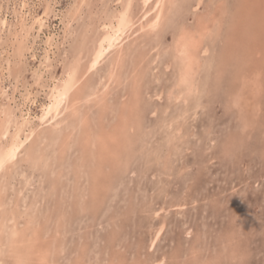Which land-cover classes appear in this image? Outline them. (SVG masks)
<instances>
[{
  "label": "rangeland",
  "instance_id": "1",
  "mask_svg": "<svg viewBox=\"0 0 264 264\" xmlns=\"http://www.w3.org/2000/svg\"><path fill=\"white\" fill-rule=\"evenodd\" d=\"M140 1L142 0H134L133 13L135 14L139 13L138 10H142ZM225 1H227L226 10L229 9V11L222 15L224 20L222 19L223 23H220L221 28H219L218 34H214L211 38L208 36L204 41V47L200 50L201 62H203L197 75L198 83L200 81L199 92L194 94V97L192 96L186 101L183 99L177 101L171 95L178 75V66L175 67L177 64H174L176 62L173 59L174 48L172 45H174V39L182 25L194 27L198 24V17L204 16L208 10L219 15L216 7L219 0H203L200 6H197V0H181L182 4H179L171 12L163 30L158 36L155 34L154 37L153 35L141 36L140 33L135 35L140 15L138 20L136 19L138 21L136 30L131 31V36L128 37V40L126 39L125 45L130 44V46H124V49H128L129 53L127 50L126 55H128L123 62V64L126 62V65L121 64L115 84L111 82L112 85H109L108 82L109 61L113 58V52H111L112 54L109 53L99 68L89 74L83 82L84 84L82 83L75 91L81 100L79 103L75 102L74 105L76 104L77 107L84 105L81 112L91 109V113L86 111L90 115L87 119V126L86 123L83 125L79 123V129L83 131V126L88 128L91 124L89 128H92L93 131L89 130V135L85 136L84 149H81L79 144L85 134H80L79 129L74 131V137L68 140V145L71 147H68L67 156L63 155L66 157L63 161L76 164L80 160L85 164L83 170H89L94 161L88 154L89 151L85 153L84 150L90 149L89 146L93 138H98L96 135L99 133L97 129L99 122L103 123V127L106 123H108L107 126H113L121 122L123 117L121 113L128 100L125 95L129 89L127 81L134 77L132 76L131 63L135 57L132 55L142 52V49L148 51L151 48L149 52H152L144 60L146 64L143 61V66L142 64L139 66L140 69L143 67L145 70L142 71L143 73H149L143 74L145 78H142L144 83L142 82L143 91H141L140 100L143 102L142 109L139 107L138 110L140 114L137 112L140 118H138L139 125H136L135 128L138 136L131 132H127L126 135L127 140L136 139L137 142L135 140L133 143V151L129 154V158H125L124 166L120 165L114 174L110 170V158L106 159V162L109 163L104 164L106 163L104 161L103 179L105 181L101 179V182L104 185H109L110 189L106 186V190H102L97 195L99 205L98 202L96 204L92 202L91 191L94 192V185L92 186L88 175L81 168L78 169L80 173H75L74 167H63L70 174L69 176L60 166V171L63 170L61 172L63 178L56 180V178L47 176L48 171L47 167L45 168V163L36 167L28 160L19 157L13 166V171L11 170L5 176V180H2L6 186L5 189L9 191L7 195L13 202L18 199L15 193L23 191L28 203L32 201L37 203L38 201L36 204L37 209L39 208L38 213L42 211L50 216L54 215L53 220L63 214L60 222L56 225L61 230L60 241H62L65 251L57 253L60 254L61 259L55 257L54 264H116L120 260L117 264H123V261L124 264H179L175 257L177 253H181L186 262L184 264H264V97L261 96L256 102L250 103L247 109L243 106L250 117L258 112L256 110L258 103L262 105L257 127L246 131V133L242 129L241 117H247V115L240 116L241 113L244 115V111H241L243 110L241 104L233 103L237 93L235 91L240 87L239 80L234 81L233 79L238 78L243 70L246 71L250 68L248 71L252 72L251 69L264 61L262 59L264 58V24L260 25L264 23V19L262 20L264 18V0H248L249 2L245 6L240 0ZM119 4L120 0H87V2L86 0H0V123L7 115L12 117L13 121L31 119L35 128L38 125L37 128L40 127L41 132L38 131L36 134L37 143L41 146L40 148H46L47 154L53 156V147L50 146L52 143L41 139L46 135L42 134L44 131L47 132V127L48 130L60 128L59 130L64 133L67 125L63 119H65V115L71 114V110H67L68 113L62 110L64 114L61 113L60 117L51 120L50 123L41 119L43 108L50 102L54 85L65 79L70 70L68 68H71L73 62H76V53L78 55V51L81 50V54L85 57L97 46L107 31L105 25L111 21H108V18L113 20L115 12L117 15L123 8V1ZM240 6H244L242 8L244 12L235 11ZM261 6L262 8H260ZM241 13H245L248 18L240 19ZM238 21L242 22V25L238 24ZM239 25L241 27H238ZM230 29L232 32L234 31V44L237 49H234L235 56L233 58L226 59L224 65L227 68L223 73L219 71L217 65ZM252 31L256 36L260 35V41L263 43L259 42L257 45L262 51L257 50L256 55L252 53L251 60H244L242 53L245 48L243 49V47L247 45V42L251 43L252 41V44L249 43L246 46L252 49L253 41L258 37H253ZM85 33L89 35L87 39ZM248 34L249 36H247ZM90 38H93L92 42ZM85 39L89 42L87 43ZM128 47L132 48L134 54ZM20 48L21 52H19ZM204 48L209 51L203 52ZM145 51L144 54H146ZM235 69L242 70H238V72ZM123 71L124 73H122ZM216 72L219 73L216 74ZM245 74L248 76L247 71ZM127 75L129 76L127 77ZM141 75L142 73L136 75V78L139 79ZM216 76L221 79L219 80ZM95 80L98 81L95 82ZM100 80L103 83L105 82L103 80L108 82L110 87L106 88V91L102 90L104 86ZM100 86L105 93L99 92L101 91ZM89 87L90 89H88ZM93 89L97 91V97L93 96L92 100L90 98L88 101L83 100L82 98ZM122 92L125 93V96L122 95ZM169 93L172 97H169ZM101 94L105 95L104 99ZM195 100L197 101L195 102ZM89 104L92 106L87 108ZM107 104L109 105L107 106ZM110 104H112V109L109 111ZM103 107L108 109V113L103 120H100L99 115L103 110L106 111ZM181 111H187L186 117H180L181 120L179 119L177 123L174 118L181 116L179 114ZM109 117H114L113 121L112 118L109 121ZM57 121H63L62 126L56 128ZM49 125L52 127L50 128ZM177 125L178 128L180 125L181 129H184L183 133L186 137L179 136L178 130L176 132ZM25 128L28 130V127ZM58 134L55 137L59 136ZM170 140L171 143H169ZM84 141L82 140V142ZM174 142L179 143L175 144ZM230 142H233L232 147ZM85 147L87 148L85 149ZM87 158L90 160L88 164L86 163ZM45 171L47 172L45 173ZM47 177H49L48 180ZM66 180L70 182H66ZM101 182L96 183L98 188ZM76 186L78 187L75 188ZM35 194L40 195L36 196ZM177 202L185 203L182 207H178L176 206ZM79 203L82 205L80 206ZM2 209L5 208L0 207V216L3 215ZM157 210L159 212L156 214ZM42 212H40L41 215ZM153 212L155 213L153 214ZM24 218L25 215H22L21 220L24 221ZM163 222L165 223L163 236L154 247H151L150 241L156 227H160ZM49 224L48 226L45 223L46 230L54 231L55 226H52L51 222ZM54 243H56V249L59 242ZM112 244L117 245L115 247L117 253H113L115 249L113 250L114 246L111 247ZM226 251H229L228 255ZM230 251H233L234 255ZM10 253L13 254L6 245H3L0 252V264H14V257ZM113 254L117 255L118 261L112 260ZM162 257H166V261L159 263L158 260L161 261ZM193 261L197 262L193 263Z\"/></svg>",
  "mask_w": 264,
  "mask_h": 264
},
{
  "label": "bare ground",
  "instance_id": "2",
  "mask_svg": "<svg viewBox=\"0 0 264 264\" xmlns=\"http://www.w3.org/2000/svg\"><path fill=\"white\" fill-rule=\"evenodd\" d=\"M122 1H123V8H121V10H119L117 15H115L116 14V12H115L114 17L111 15L113 17V20L108 18V21L109 20H111V21L107 22V24L105 25V28H106L107 31L105 32L104 36L102 35L103 37L100 39L99 42H98V40H96L98 43H97V46L94 48V50L89 55H86V56L84 55L85 57H83V55L81 54V50L78 51L77 50L78 48H77L76 50L78 51V55L75 52L76 53L75 60L76 59L77 60H76V62H73V65H71L72 66L71 68H68L70 70L67 72L65 79H62L59 83H56V85L53 84L54 85L53 90L50 88L52 90V92H51L52 94L50 93L51 96H50L49 104H47V105L45 104L46 106H45V108H43L44 111H43V116L41 118L42 121H46L47 120V122H50L51 120H56L58 117H60L59 115L63 111L71 110L70 111L71 114H69V116L65 115V119H63V121L66 122V125H67V128L64 127L65 128L64 133L59 130L60 128L51 130L52 129L51 125H49L50 128H51L50 130H48V127H47V132H45V131H44V133L42 132L43 133L42 135H45V134L46 135L43 138L41 137V139H43V140L45 139L47 141H50V143H52V145L50 144V146L53 147V152H54L53 156L47 154L46 148H44L43 146H42L43 148H40L41 146L37 143L36 134H37L38 131H40L39 130L40 127L37 128L39 125L38 126L36 125L37 127L35 128V126L32 125L33 122L31 121V119H26V120L25 119L24 120L16 119V121L15 120L13 121L11 119L12 117L10 118V116L7 115L3 119L2 123H0V176H1V181H0V207L1 208L4 207L6 209V210L2 209L3 210L2 211L3 215L0 216V252H1V248L3 247V245L4 246L6 245L7 248H9V250L13 253V254H11V253L10 254L14 257V258L12 257L13 260H14V264H54L56 262V258L55 257H60V254H57V253L61 252L62 250L65 251L63 249V247H64L63 243H62V241H60L61 240V236H62L61 230L58 228V225H56L58 222H60L59 220H61L63 214L58 215L57 217H55L54 220H53V216L54 215L50 216L48 213L46 214V213H43L42 211H40V212L43 213L41 215V213L40 212L38 213V211H37L39 209V208L37 209L38 206L36 205L38 203V201H37V203H36V201H32L31 203H28L26 201L25 194H23V191L19 192L17 190L18 193H15V195L17 194L16 197L18 199H17V201L13 202L12 200H10L9 196L7 195L9 191L5 189L6 186H4L2 180H5V176L8 173L11 172V170L13 169L14 164L18 161L19 157H22L23 160H26V161L28 160L32 164L36 165V167H39L40 165L42 166L45 163L46 166L45 165L44 166H45V168L47 167V171H48V172L45 171V173L47 172V176L56 178V180L60 179L63 176L62 173H61L63 170L65 171V168L63 169V167H67V168L74 167L75 173H80L78 171V169L81 168V170H83V166H85V164L83 162H80V160H78V161L76 160L77 161L76 164H72L71 162L70 163L69 162L66 163L65 161H63L66 158L63 155L67 156L66 153H68V147L70 146V145H68L69 144L68 140L72 139V137H74V131L75 132L78 131L77 129H79L80 125H83V123H86V126H87V124H88V120L87 119H89L88 116H90L87 112L90 111V113H91V109L90 110L88 109L89 111L85 110V112H81V109H82V107L84 105L82 107H77L76 104L74 105L75 102L79 103V101L81 100V98L77 96L78 94L77 95L75 94V91H77L79 89L80 85L83 82H85V80H86V78H88L89 74L93 73L94 71H96L99 68V66L101 65L102 61L111 52H113V58H112L111 61H109L110 62L109 63L110 71H109V74H108V82H109V85H112V84H110L111 82H114V84H115V82L118 80L117 78H118V73H120L119 71H120V67L122 66L121 64H123V62L125 60V57L128 55V54L126 55L128 49L127 50L124 49V46H128V45L130 46V44H128V42H127L128 45H125L126 39L127 40L129 39L128 37L131 36L130 35L131 31H133L135 29L136 24L138 23V21H139V25H138V29L137 30L135 29L136 30L135 31V35L137 33L138 34L140 33L141 36L142 35H146V36L153 35V37H154L155 34L158 36V34L163 30V28H164V26H165V24L167 22L168 16L171 14V12L175 8L178 7L179 4H182V3H180L181 0H142L140 2H142L141 6H142L143 13H142V10L141 11L138 10L139 13L135 14V13H133L134 0H120V4H121ZM86 2H87V0H86ZM207 2H209V1H207ZM240 2L243 3V5L245 6L249 1L248 0H240ZM202 3H203V0H197V6L198 5L200 6ZM260 5H262V4H260ZM134 6H135V4H134ZM121 7H122V5H121ZM216 7H217L218 12L220 13L219 15L215 14L212 10H208L206 13L204 12L205 13L204 16L198 17V19H197V23L198 24L193 23V24H196L195 26H197V27L194 26L195 29H193L194 27H192V28L188 27V25L187 26L186 25H182L180 30H179V32H177L178 34H176V37H175L174 43H173L174 45H172V46L174 48L173 59H175V61L174 60L173 61L176 62L174 64H177L175 67L178 66V68H177L178 69V75H177V82L174 85L173 90L171 88H170V90H172L171 91V93H172L171 95L177 101L180 100V99H183L184 101L189 100V98H191L192 96L194 97V94L196 95L199 92V83H200V81L198 83L197 75H198V72H199V70L201 68L202 62H203V61L201 62V56L202 55H201L200 50L204 47V41H205V39L208 36H210V38H211L214 34H216V33L218 34L219 28H221V24L220 23H223V21H222L223 16L222 15L226 14L225 12L229 11V9H228V11L226 10L227 9V1H225V0H219V2L216 5ZM235 7H237V6H235ZM240 7H238L237 10L235 8H233V9H235V11H237V12H239L240 10L243 11V9H242L243 7H241V8ZM250 7H252V6H250ZM135 8H137V7H135ZM260 8H262V6ZM76 10H77V8H76ZM179 10H180V8H179ZM179 10H178V12H179ZM140 15H141V17L138 20L137 18H139ZM240 16H241L240 19L241 18H248V16L245 15V13H243V14L241 13ZM253 16H254V14H253ZM251 17H252V15H251ZM258 17H260V16L258 15ZM230 18H232V17L230 16ZM136 19L138 21H136ZM195 19H196V17H195ZM263 19L264 18H262V20ZM231 20H229V21H231ZM262 20L260 19V21H262ZM40 21H42V20H40ZM240 21H238L237 23L241 24L242 22H240ZM250 21H251V19H250ZM263 24L264 23H262L260 25H263ZM258 26L259 25H257V27ZM238 27H241V26L239 25ZM248 27H250V26H248ZM237 29L239 30V28H237ZM259 30H261V29H259ZM259 30H258V32H259ZM233 32L230 29L228 34H227L226 43L224 44V47H222L223 50H222V53H221V55L219 57V62H218L219 66L217 65V68L219 67V71L223 72V73H225L224 70L226 71V68H227L224 65V63L226 62V59L233 58L235 56V50L234 49H237L235 47L236 44H234L235 43L234 42V38L235 37H233ZM251 34H254L253 37H255V38L258 36V35L256 36L254 32L251 33ZM85 36H83V37L85 38ZM88 36L89 35L86 36V39H87ZM247 36H249V34ZM153 37H152V39H153ZM149 38L151 39V37H149ZM91 39H93V38H90V40ZM235 40L237 41V39H235ZM86 42L88 43L89 41L86 40ZM91 42H92V40H91ZM253 42L254 43L251 46L252 49L246 47L250 42L249 43L247 42V45L245 47H243L241 45L243 47V49L245 48L244 49L245 51L242 53V54H244V56H243L244 60H247V59L251 60L253 58L252 55H251L252 53L255 54V52H257V50L262 51V49L257 45V44H259V42H261L260 41V35ZM82 43H84V42L82 41ZM242 43H244V42H242ZM261 43H263V42H261ZM84 44H86V43H84ZM250 44H252V41H251ZM158 46L160 47L159 44H158ZM239 46H240V44H239ZM257 46H258V48H257ZM155 48H156V46H155ZM211 48H212V46H211ZM129 49L134 54V51L132 50V48H129ZM149 50L145 51V50L142 49V52H139L136 55H132V56L135 57V60L132 62L133 63V67H132V63H131V68H132V71H133V75L132 76H134V77L131 76L132 79H129L130 81H127V82H129V87H128L129 89L127 88L128 91H127L126 94L125 93L124 94L126 95L128 100L126 101L124 99L126 101V103L124 104L123 111L121 109V111H122L121 115L123 116L121 118V122L117 123L116 125H113L112 124L113 122H112L111 124L113 126H111V125L107 126L108 123H106V125L104 127H103V123L100 124V122H99L98 128L95 126L98 129V131H99L98 135H96L98 138L97 139L93 138V140H92V142L90 143V146H89L90 149L84 150L85 153H86V151H89L88 154L90 156H92V159L94 161V162H92L91 169H89V170L87 169V170H83V171L85 172L86 175H88V180L91 181L92 186L94 185V187H93L94 192L95 191L98 192V193L95 194L93 192V190L91 191L92 192V197H91L92 198V202H95V204L97 202H98V205L100 204L97 195L99 193H101V191L104 190L105 187L107 186V185H104L103 182H101V179L103 181H105V179H103V178H104V171H105L104 170L105 169V165L104 164H107V162H108V161L106 162V159L110 158V160H109L110 164H111V169L110 170H111V173L114 174V172H116L118 170L117 168H119L120 165H121V167L124 166V164H125L124 162L126 161L125 158L126 157L129 158L130 157L129 154L133 151V143L135 142L136 139L135 140L131 139V141L129 139L127 140L126 135H127V132H131L133 135H136V129L135 128H136V125L137 126L139 125L138 113L140 114V112L138 110L140 108L142 109V102H143V101L141 102V100H140L141 99V93H142L141 91H143L142 78H145L144 77L145 75L143 76V74H145V73L148 74L149 73V72L143 73L145 70L143 69V67L140 69L139 66H141V64L143 63L145 58L147 59V56L149 55V53L152 52V51L149 52ZM21 51H22V49L20 48L19 52H21ZM144 51L146 52V54H144ZM202 51L203 52H208L209 50L204 48ZM128 53H129V50H128ZM260 56H261V54H260ZM258 58H260V57H258ZM262 59H264V58H262ZM126 60H128V59H126ZM258 61H260V60H258ZM70 63L72 64V62H70ZM256 63H257V61H256ZM124 64L126 65V62ZM144 64H146L145 61H144ZM240 64H242V63H240ZM136 65H138V66H136ZM142 66H143V64H142ZM107 69H108V67H107ZM235 70H237V69H235ZM238 70H242V69H238ZM248 70H246L248 72V76H247V74H245L246 71L243 70L242 72H245V73L240 72V75H238V78L233 79L234 81H237V79H238L239 82H240V84H239L240 87H238V90L235 91L237 93H236V96H234L235 99L233 100V103H236L237 105L241 104V106H242L241 109H243V110H241V111H244V115H243V113H241L240 116H246L247 115V111L244 109V107L247 109L248 108L247 106H249L250 103L256 102L257 99L261 98V96L264 97L263 96V92H264V61H261L259 66H255L253 69H251L252 72L251 71L249 72ZM121 71H122V69H121ZM122 73H124V71ZM140 73H142V75L139 76V79H137L136 75H139ZM218 73L219 72H216V74H218ZM130 74H131V72H130ZM128 76L129 75H127V77ZM216 77L218 78V76H216ZM105 78H107V77H105ZM218 79L220 80L221 78H218ZM106 80H103V81H105L104 83L100 80L101 84L103 83V86H104V87H102L103 91L104 90L106 91V88L110 87L108 85V82H106ZM87 81H88V79H87ZM97 81L95 80V82H97ZM92 82H94V81H92ZM88 89H90V87ZM84 90L85 89L83 88V91ZM100 90H101V86H100ZM102 90L99 91V92L100 93H105ZM246 93H247V96H246ZM96 94H97V91L95 89L90 90V93H87L86 96L84 98H82V99L88 101L91 98V100H92V97L96 96ZM124 94L122 92V95H124ZM248 94H249V96H248ZM48 95H49V93H48ZM143 95H144V93H143ZM172 96H170V93H169V97H172ZM104 98H105V95L103 96V99ZM195 98H196V96H195ZM142 100H143V97H142ZM108 101H107V103H108ZM122 101H123V99H122ZM196 101L197 100H195V102ZM103 102L106 103V101H103ZM118 103H119V101H118ZM118 103H116V104H118ZM112 104H110L111 108L109 109V111L112 109ZM184 104H186V103H184ZM64 105H65V108L63 109ZM108 105L109 104H107V106ZM187 105H188V103H187ZM88 106L91 107L92 105H90V104L87 105V108H89ZM101 108H102V106H101ZM261 108H262L261 103H260V105L258 103V106H256V110L258 112L255 113V115L250 116V117H249V115H247V117H241L242 118V129H243V132L246 133V131H249V130L257 127V124H258V121H259V117H260L259 116V112H261ZM6 109H4V110H6ZM104 109L106 110V108H104ZM107 111H108V109L106 111L103 110L101 112L102 114L99 115V117H100L99 119L100 120L104 119L106 113H108ZM112 111H111V113H112ZM0 112H1V110H0ZM186 112L187 111H185V112L181 111V113H179V114H181V116L177 117L178 116L177 115L176 117L178 119L174 118L175 120H177V123H178L180 117L186 115ZM67 113H68V111H67ZM10 114H11V112H10ZM62 114H64V113H62ZM92 114H94V113H92ZM187 115H189V114H187ZM91 117H93V116H91ZM15 118H17V117H15ZM111 118L109 117L108 120L110 121ZM113 118H112V121H113ZM93 120H92V123H93ZM63 121H57L56 123L54 122L55 123V127L57 128L59 126H62V124H63L62 122ZM94 121H96V120H94ZM40 123H42V122H40ZM79 123H80V125H79ZM89 123H90V120H89ZM174 124H175V122H174ZM90 125H89V127H90ZM172 125H173V123H172ZM25 127H28L27 128L28 130H26ZM89 127L86 128L85 126H83V131H81L79 129L80 130L79 131L80 134H82V133L85 134V135H83L82 139H80L79 138L80 135H78L79 136L78 138L81 140L80 144H79V146H81V149H84L83 145L85 143L84 139H86L85 136L86 135L88 136L89 133H90L89 130L90 131L92 130V128L90 129ZM43 128L45 129V127H43ZM43 128H42V130H43ZM177 128H178V125H177ZM97 129H94V130H97ZM175 129H176V127H175ZM56 130H59V132L58 131L56 132ZM177 130H178L179 136L181 135L184 138V136H185L184 133H183L184 129H181V126L179 125V128L176 129V132H177ZM192 132H189V133H192ZM57 133H59L58 134L59 136L55 137L57 135ZM136 136H138V135H136ZM90 138H92V137H90ZM82 140L84 142H82ZM40 142H42V141H40ZM86 142H89V141H86ZM136 142H137V140H136ZM169 143H171V140L169 141ZM174 143L177 144L179 142H177V143L174 142ZM230 143H231L230 145L232 147L233 146V142H230ZM46 145H47V142H46ZM85 146H86V144H85ZM169 146H171V145H169ZM86 148L87 147H85V149ZM80 153H82L81 150H80ZM123 153H124V156L122 157ZM263 154H264V149H263ZM89 161L90 160H88V158H87L86 163L88 164ZM104 161L106 163H104ZM128 162H129V160H128ZM25 163H27V162H25ZM64 163H66V164H64ZM60 166H61V169H63L62 171H60V169H59ZM69 172L71 173V171H69ZM66 173H68V172H66ZM69 176H70V174H69ZM49 177H47V180L49 179ZM82 177H83V175H82ZM24 179H26V178H24ZM58 181H62V180H58ZM49 182L51 183V181H49ZM66 182H70V181L66 180ZM98 182H101V185L99 186V188L97 187V184H96ZM51 184H54V183L52 182ZM68 184H70V183H68ZM68 184H67V186H68ZM27 185H28V182H27ZM63 185H64V182H63ZM59 187H60V185H59ZM61 187H63V186H61ZM77 187L78 186H76L75 188H77ZM108 187H109V185L106 188H108ZM43 188H44V186H43ZM112 188H113V186H112ZM109 189H110V187H109ZM47 190H49L48 187H47ZM42 194H43V192H42ZM52 194H54V193H52ZM35 195L37 196V195H40V194H35ZM51 196H53V195H51ZM21 197H22V199H21ZM78 199H80V198H78ZM179 203H181V202H179ZM179 203L177 202L178 205H176V206L182 207V205L185 202L182 203V204H179ZM25 204H27V205H25ZM61 204H63V203H61ZM79 205L81 206L82 204L79 203ZM23 206L26 207V208H24ZM91 207H93V206H91ZM93 211H94V209H93ZM157 212H159V211L157 210L156 214H157ZM59 213H60V211H59ZM154 213L155 212H153V214ZM22 215H25L24 221L21 220L22 219ZM49 222H51L53 224L52 226H55L54 231L53 230H49V229L46 230L45 223H47V225L49 226L50 225ZM164 228H165V223L164 222H163V224H161L160 227H156L154 235L152 234L153 235L152 236V240L150 241L151 242L150 243L151 247H154L156 245V243H158L157 241L161 239V237L163 236ZM43 229H45V230H43ZM63 241H65V240H63ZM54 242H59V244L57 243L58 246L56 247V249H55V244L56 243H54ZM52 244L54 246L53 248L55 249V251L52 248ZM113 246L114 245L112 244L111 247H113ZM115 247H117V245L113 247V250L115 249L113 253H117V250H116ZM233 251L232 252L230 251L232 255H234ZM227 252L229 253V251H226V254H227ZM234 252H236V250ZM115 256H114V254L112 255V260H114V259H116V260L118 259L119 260L117 255H115ZM175 257H177V261L179 262V264L186 263L184 261L182 255H181V253L180 254L177 253V255H175ZM165 258L166 257H162V260L161 261L158 260V262L159 263L164 262ZM60 259H61V257H60ZM77 259H78V257L76 258V261H77ZM80 260H81V258H80ZM122 260H123V258H122ZM120 261H118V262H120ZM194 262L195 261H193V263ZM73 264H76V263H73ZM119 264H121V263H119ZM123 264H124V261H123Z\"/></svg>",
  "mask_w": 264,
  "mask_h": 264
}]
</instances>
